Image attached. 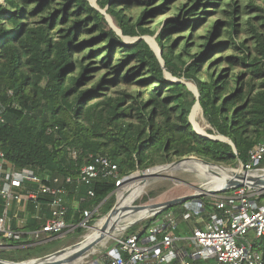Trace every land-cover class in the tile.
I'll list each match as a JSON object with an SVG mask.
<instances>
[{
  "label": "trees",
  "instance_id": "16d2710c",
  "mask_svg": "<svg viewBox=\"0 0 264 264\" xmlns=\"http://www.w3.org/2000/svg\"><path fill=\"white\" fill-rule=\"evenodd\" d=\"M173 1L97 4L101 10L107 8L125 37L140 38L156 35L145 27L146 20L164 14ZM176 4V17L155 39L163 67L143 38L124 44L88 0H0V146L8 165L65 179L92 163L91 156L106 155L118 165L120 180L187 157L232 167L248 165L250 151L264 139V0H247L245 5L242 0ZM136 7L142 12L132 23L126 13ZM212 9L227 22L209 21L205 35L197 37L199 51L192 54L189 41L197 39L194 34L183 45L182 37L173 36L203 27ZM245 31L248 36L242 39ZM223 52L227 55L222 63H216L214 56ZM223 66L227 67L220 69ZM166 74L196 84L211 127L208 134L229 139L235 149L195 132L190 115L198 99ZM120 87L127 89L112 96ZM133 87L138 89L132 91ZM116 182L101 180L92 187L95 200H106L100 209L106 208L104 215L112 210L110 195ZM87 192L85 187L80 190V211L90 206ZM259 203L264 204V195ZM29 205L31 215L24 229H38L40 223L32 219L35 207ZM184 211L178 205L165 212ZM73 212L70 208L68 220L78 223L80 214L72 218ZM156 218L143 228H150ZM137 231L135 225L127 236ZM256 249L264 257V239ZM8 251L0 252L1 260H7ZM33 257L28 251L8 260Z\"/></svg>",
  "mask_w": 264,
  "mask_h": 264
},
{
  "label": "built area",
  "instance_id": "2783aa9c",
  "mask_svg": "<svg viewBox=\"0 0 264 264\" xmlns=\"http://www.w3.org/2000/svg\"><path fill=\"white\" fill-rule=\"evenodd\" d=\"M12 94V93H10ZM92 163L84 166L75 177L60 179L40 175L32 169L17 170L8 165L0 146V250L27 249L50 243L78 229L88 230L95 215L106 200H95L92 187L101 180L123 183L120 172L108 156H91ZM264 139L249 154V163L239 174L264 177ZM87 188L89 207L80 214V221H69L68 197L72 191ZM205 193L198 200L183 204L179 215L162 212L147 230L141 228L134 235L116 240L107 255L93 264H264L262 252L256 243L264 239V204L259 199L264 192L249 186L226 192ZM195 194H198L196 192ZM44 200L45 202H42ZM24 204H32L33 219L40 228L17 230L12 225L11 208L23 211ZM208 206L213 210L209 211ZM196 226L188 237L179 235L182 223ZM11 245H15L11 247Z\"/></svg>",
  "mask_w": 264,
  "mask_h": 264
},
{
  "label": "rangeland",
  "instance_id": "374dc122",
  "mask_svg": "<svg viewBox=\"0 0 264 264\" xmlns=\"http://www.w3.org/2000/svg\"><path fill=\"white\" fill-rule=\"evenodd\" d=\"M94 7L98 8L105 16H106V20L108 23V28L113 29L117 35L124 41V44H132L134 42H136L138 39L143 38L145 41H147L154 50H159V47L157 45L156 42V37L157 35H159V33L161 32L162 28L167 24V21L169 19L175 18L176 17V9H175V4H184L186 3L187 0H174L171 5L169 6L168 10L156 17V16H149L148 19L146 20V25L145 27H150L151 31H155L156 35H145L143 37L140 38H134V37H125L121 31V29L118 27L117 22L115 21V19L113 17H111L109 14H107V8L105 10H101L97 4V1L99 0H88ZM243 4L245 5L247 0H242ZM161 2V0H160ZM159 0L157 5H159ZM176 4V5H177ZM156 5V6H157ZM155 7V6H154ZM149 9H153V7H150ZM212 11L209 15L208 18H206L205 22L203 23V27H199L196 31L192 32V34L188 35V29H185L184 32H182V34H180V36L177 38L175 35L173 36L174 40H179V38H183V41H181L179 44L183 45L187 38L191 35H195L196 38L197 37H203L209 27L208 22L211 21H220L222 23H226L227 19L225 17H223L222 15H217L215 12H213L214 10H210ZM142 10L139 7H136L133 11H131L130 13H126V15L128 16V18L131 19L132 23H135L137 21V19L139 18L140 14H141ZM248 36V32L245 31L244 33H242L240 35V37L242 39H244L245 37ZM197 38L195 40H190L189 43V49L192 50V54H196L199 51L198 45L200 44V39ZM202 40V38H201ZM88 48H86L84 51H87ZM232 53V51L228 52ZM220 55V56H219ZM216 55L214 57H216V63L218 62L219 64L222 63V59L225 55H227V52H223L222 54ZM215 64V63H214ZM227 66H223L220 67L221 68H226ZM166 77L168 80L172 81V82H182L184 83L188 89L194 93V95H197L198 90L196 87V84L192 81H188L185 79H177L172 77L171 75L166 74ZM154 86V84H153ZM89 88V86L83 87L82 89L85 88ZM126 87H120L117 90H113V94L112 96H116L115 92L117 91H123L126 90ZM136 89H138L137 87H133L131 88L132 91H135ZM198 105V104H197ZM196 105V106H197ZM195 107H193L192 112H194L193 110H195ZM200 106V105H199ZM201 108V107H200ZM191 112L190 115V123L193 126L195 132L200 133L201 135L204 136H209V137H213V138H218L220 140H224L223 137L215 135V136H211L208 134V132L211 130V127L208 125V123L206 122L204 115H203V111L201 109V111L197 114H193ZM223 138V139H222ZM228 143V139L226 140ZM226 143V142H225ZM179 160L174 161L173 163L177 162ZM172 164V163H170ZM169 164H165V165H161V166H156L153 168H150L148 170L157 168V167H162V166H167ZM218 166H222L224 168H226L228 170V173H223L219 170H215L216 173H218L219 175H221V177H216L218 180L219 178L224 179L228 176L233 177L231 174L229 173H237L239 174L242 169H243V165L241 163H238L237 166H225V165H218ZM200 168V167H199ZM204 168V167H203ZM261 169H264V163L261 166ZM145 170V171H148ZM212 171V170H211ZM140 172H144V171H137L136 173H140ZM204 170L201 169H195V170H191L190 168L184 167L180 170L174 171V172H170V173H165L158 177V178H144V179H140L138 181H142L145 180V182H147V184H145V189H143L142 193L135 199V201L131 204V206H142V205H148V204H152L158 201H166L169 200L171 198H177L180 197L182 195H193L196 193V191L198 190L197 188L203 186L204 184H206L208 186V184L210 183V177L207 175H204ZM133 174V175H134ZM212 174V173H211ZM132 175V176H133ZM209 177V178H208ZM224 177V178H223ZM137 181V182H138ZM149 181V182H148ZM135 182V183H137ZM133 184V183H131ZM131 184L125 185L122 184L120 186L121 187H126V186H130ZM125 185V186H124ZM120 188H117L111 195L110 197H112L111 201V206L112 209L119 203V199H118V191ZM207 190L209 191L210 189L207 188ZM103 210H106V208L104 207V209H102L99 213H97L95 215V218L92 220V222L90 224L93 223V221L96 219V222L93 226H91L90 229L85 230L82 234H79L78 232L74 233V234H69L66 235L65 237L58 239V240H54L50 243L44 244V245H39L36 246L35 248L29 249L28 251L30 253L33 254V258L27 260H35V259H39L45 256H48L50 254H54L58 251L70 248L78 243H81L83 241H85L86 237L92 232V229L94 227H97V225L99 223H101L102 221H104L109 213L104 215ZM141 218L140 217V213H133L131 216L127 217L126 219H124V221H122L121 223V227H124L122 231H117L115 234H113L110 238H107L104 242H102L99 246H97L94 250H92L90 253L87 254V258L84 259L82 262L78 263V264H93V261L95 259H97L96 261H101L105 255H107L108 251L116 244V240L119 238H123L126 237L129 233V231L131 230L132 227H130V223ZM153 218L152 217H146L142 222H140L139 224H137L138 229L143 228L145 226V222L149 219ZM101 220V221H100ZM182 227H186L185 225H182ZM118 237V238H117ZM28 251L26 250H22V249H16V250H10L8 251V254H5V258L7 260H3V261H7V262H11L8 259H19L20 257H23L24 254H26ZM0 252H5L6 250H0ZM1 260V259H0ZM95 261V262H96ZM26 262V261H23ZM16 263H22V262H16Z\"/></svg>",
  "mask_w": 264,
  "mask_h": 264
},
{
  "label": "water",
  "instance_id": "95a60500",
  "mask_svg": "<svg viewBox=\"0 0 264 264\" xmlns=\"http://www.w3.org/2000/svg\"><path fill=\"white\" fill-rule=\"evenodd\" d=\"M138 40H140V39H138ZM151 48H152V46H151ZM154 51L156 52L162 66L164 67V62L162 60V51L160 50V48H159V50H154ZM168 75H170V74H168ZM177 83H182V82H177ZM195 96L198 99V102L196 103V105L197 104L200 105L199 104V97H200L199 93H197V95H195ZM198 134L200 136L205 137V138L210 139V140L221 141L218 138L204 136V135H201L200 133H198ZM221 142H226V141H221ZM228 144L233 146V148L235 149L234 145L232 144V142L229 139H228ZM195 165H203V166H206L208 168H215L216 171L219 170L223 173H226V172L228 173V170L226 168H224L222 166H218L217 164H214V163L204 161V160L199 159L197 157H187V158L181 159L175 163L169 164L167 166H162L159 168H164L165 173H170V172L180 170L184 167H189V168L194 169ZM216 171L215 170L211 171V173L214 176L221 177V175L216 173ZM163 172H161V173H163ZM163 174H161V175H160V173L155 174L152 176V178H158V177L162 176ZM229 174H231L233 177H231L230 179H227L225 181V185L221 189L218 190L219 192H226L227 190L234 189V188H241L244 186H249L252 189H256V190H260V191L264 192V177H252V176H246L245 174H237V173H229ZM126 180L127 179L123 180V183H126ZM197 189L198 190L196 192H198V194L182 195V196L177 197V198H171V199L166 200V201H158V202L148 204V205L131 206V204L134 202L133 201L130 205L120 207V205L118 203L111 210L109 215L106 218H104L105 222L102 225V227L100 228L99 236L95 240H93L92 242H87V240L85 239V241L78 243V244H76L70 248L58 251L54 254H50L48 256H45V257H42L39 259L30 260V261H26V262H22V263L7 262V261L0 260V264H76L77 262L82 260L88 253H90L97 246H99L102 242H104L107 238H110L113 234H115L117 231H119V227H121L120 225H121L122 221H124V219H126L127 217L131 216L133 213H141L144 210H149L150 215L148 217H152V216L157 215L159 213L173 209L174 207H176L178 205H183L186 202H189L192 200H198L201 197H203L205 193L214 194L215 192H217L216 190H209L208 191L206 184H204L203 186H201ZM144 219L145 218L141 217V218L131 222L129 226L130 227L135 226V225L139 224L140 222H142Z\"/></svg>",
  "mask_w": 264,
  "mask_h": 264
},
{
  "label": "bare ground",
  "instance_id": "6f19581e",
  "mask_svg": "<svg viewBox=\"0 0 264 264\" xmlns=\"http://www.w3.org/2000/svg\"><path fill=\"white\" fill-rule=\"evenodd\" d=\"M193 111H194V112H192L193 114L199 113L201 111L200 106L197 105L195 110H193ZM226 140L227 139L224 138V140H221V141H226ZM187 168H189V167H187ZM190 169L191 170H195V169L204 170V173L203 172L202 173L204 175H207V176L210 177V181H209L210 183L207 186V188L210 189V190H219V189H221L225 185V181L227 179H230V176L226 175L227 176L226 178L223 177L224 179L219 178V180H218L216 177L213 176V174H211V170L214 171V170H216L215 168H208V167L203 166V165H195L194 169H192V168H190ZM163 171H164V168H159L158 167V168H154V169H151V170H148V171L136 173L133 176H131L130 178H128L126 180L125 185L131 184V183H133V184H131L130 186H126L124 188L121 187L119 189V191H118V199H119L120 207H124L126 205H130L142 193L143 189H145L144 187H145V184H147V182H145V180H142V181H138V180L144 179V178H152L153 175L159 174V173L161 175L162 174L161 172H163ZM135 182H137V183H135ZM149 215H150L149 210H144V211H142L140 213V217H142V218H146ZM104 222H105V220L102 221L101 223H99L97 225V227H94L92 229V232L86 237L87 242H92L93 240H95L99 236L100 228L102 227ZM122 230H124L123 227H119V231H122Z\"/></svg>",
  "mask_w": 264,
  "mask_h": 264
},
{
  "label": "crops",
  "instance_id": "0c3cea01",
  "mask_svg": "<svg viewBox=\"0 0 264 264\" xmlns=\"http://www.w3.org/2000/svg\"><path fill=\"white\" fill-rule=\"evenodd\" d=\"M80 191L76 193V191H72L67 199L68 201V205L71 209H73L74 211L80 207L81 205V201L82 199L79 196ZM23 211L19 210V208L14 205L11 208L10 211V217L12 218V225L13 227L15 226V229L17 230H24V228L27 227L28 223H29V218H30V205L29 204H24L23 206ZM35 215V214H34ZM33 215V216H34ZM33 219V218H32ZM182 225H185L186 227H182ZM181 228H180V232L179 235L183 236V237H188L191 235L192 233V229L196 226L194 223H182ZM141 229V228H140ZM138 229V231L140 230ZM27 230V229H25ZM87 258V255L80 260L79 262H77L76 264L82 262L84 259ZM97 259H95L93 262H95Z\"/></svg>",
  "mask_w": 264,
  "mask_h": 264
}]
</instances>
